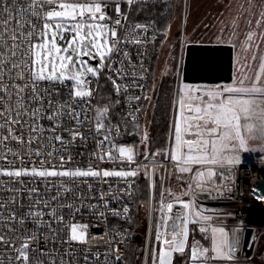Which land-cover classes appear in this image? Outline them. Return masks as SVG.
I'll return each mask as SVG.
<instances>
[{
	"label": "snow or ice",
	"instance_id": "6c2138e0",
	"mask_svg": "<svg viewBox=\"0 0 264 264\" xmlns=\"http://www.w3.org/2000/svg\"><path fill=\"white\" fill-rule=\"evenodd\" d=\"M115 3L114 11L117 19L113 22L108 15V0H30L26 7L17 6L16 15L13 16V7L8 0H0V160L7 161L9 154L20 160L21 166L17 167L13 162L8 161V168H0V176L9 177L23 185L22 177L39 178L48 180L53 177H68L72 179L87 177H134L136 171H97L88 166L87 170L80 168L65 169V164L71 161L68 156L67 161L64 156H60V169L56 165L47 164L41 160L38 165L31 164V156L42 157L45 155L40 148H33L32 145L39 143L41 148H47L50 144H45V140L59 142L64 145V152L67 155V141L62 135L56 134L61 128L60 118L67 116L71 118L78 126L86 120H81L82 113L87 109L76 111L73 104L79 106V102H88L96 92V86L101 73L107 69L113 75H108L107 79L111 82L113 90L117 96L122 91H127L129 87L139 86L132 82L130 85L118 83V79H123L126 72L123 68H115L112 61L113 54H119L127 60H131L129 53L123 51L122 44L134 42L140 44L139 39L130 40L135 30L147 31L146 25L135 24L130 26L123 40L119 38L118 29L122 27V20H127V16L122 14L119 0H113ZM128 5L137 3V0H126ZM249 12L254 9V0H247ZM244 5H241V9ZM5 15L7 19H5ZM36 19V23L32 22ZM13 22L15 26L13 27ZM233 28L237 27V21L234 19ZM247 24L253 27L252 31L246 33L243 44V50L247 52L255 45L259 49V43L264 42V30L257 33L256 29L264 26V10H261L252 25L251 18ZM96 66H92L90 61H96ZM257 60V52L252 53V61ZM15 61V62H14ZM120 63H123L120 61ZM244 71L240 73L237 80L229 85H221L215 88L201 90L193 88L190 85H184V94H177L174 106L177 109V119L173 125L174 128V147L171 152V159L177 161L178 169L181 173L192 171V165H216L234 164L239 162L238 156L234 155L238 150H248L249 139H264V54L259 55V64L257 70L252 75H248L251 64L247 63V57L242 65ZM136 73L133 72V76ZM7 77L8 83H5ZM94 78V79H90ZM15 81V82H13ZM22 82V83H21ZM42 82L50 85L68 86V94L71 103H63L53 99V95L59 96L58 91L50 87H41ZM198 93V95H193ZM129 99H132L130 97ZM139 101L140 96L134 97ZM148 99V97H144ZM117 99L115 104L118 105ZM114 104L107 103L103 107L95 108V130L97 134L106 133L99 140L98 147L103 153L99 158L105 156L109 160L117 158H126L133 160L134 151L132 148L117 146L111 136L113 130L119 132V124H111V109ZM137 112L140 109H136ZM50 113V114H49ZM41 119L53 122L50 129H44L40 123ZM259 121V123H256ZM27 132L28 138L18 134ZM193 129H195L193 131ZM45 131L53 133L52 137H45L42 134ZM6 133V134H5ZM71 140L75 141L78 137L83 139V134L75 130H70ZM187 136H193L194 139H187ZM144 139H147L145 133ZM13 141L18 146L23 147V154L19 150L13 151L8 147L7 142ZM110 143L111 148L105 150V144ZM113 149L118 156L113 155ZM58 149L53 147V151L47 153L55 157ZM93 156L96 154L93 153ZM215 173L211 170L208 175ZM203 172L198 173L202 177ZM26 191H29L26 185H23ZM200 185L198 184L197 187ZM62 191L57 196H52L50 200L45 201L37 198L29 207L24 216L18 217L17 213L12 211L8 216H4L3 210L7 204L18 203L19 189L5 203L0 200V220L14 221L23 225L28 218H31L39 227L43 223L42 218L45 212L39 205L48 207L51 201L62 197L64 193L72 191L65 184L59 186ZM0 188L6 191L8 189L3 182H0ZM229 191L231 189H228ZM38 196L36 189L29 191V197L33 194ZM163 195V194H162ZM103 199V194H101ZM63 207L74 208L72 204L63 205ZM95 207V206H94ZM185 209H190L189 203H184ZM169 212L173 204L167 205ZM79 209H76L78 211ZM128 212V208H124ZM113 215H119L113 212ZM47 215L54 219L63 221V216L56 217V210L51 209ZM194 216L189 220L188 216ZM103 216V213H101ZM171 219V217H169ZM176 220L181 217L177 216ZM200 219L205 221L210 217L202 216L200 211L194 213H185L183 223L172 225V234L167 232L161 241L160 225H157L156 240L161 241L162 246L159 251L153 250V264H172L173 253L185 252L189 224L199 223ZM166 223V222H165ZM86 225H71L70 239L72 241L84 242V233ZM78 229L81 231L78 233ZM10 232L15 231L14 225L9 227ZM201 232L207 231L201 228ZM221 234V239L217 241L215 233ZM212 248L215 253L213 259H233L232 253L236 250V242L229 241L224 237L227 233L223 228L212 229ZM24 242L19 249H16L18 255L16 260L21 264H29L28 250L29 241L36 239L35 235H25L21 238ZM255 237H253V241ZM0 244H8L4 236L0 235ZM227 248L225 252L224 249ZM209 252L207 248H201L198 245L191 247L190 260L192 264H197L201 258H207ZM119 259V257H117ZM35 264V261H33Z\"/></svg>",
	"mask_w": 264,
	"mask_h": 264
},
{
	"label": "built area",
	"instance_id": "2783aa9c",
	"mask_svg": "<svg viewBox=\"0 0 264 264\" xmlns=\"http://www.w3.org/2000/svg\"><path fill=\"white\" fill-rule=\"evenodd\" d=\"M150 1L137 0L136 4L128 5L126 0H119L121 12L127 16V20H122L123 26L118 29L121 40L124 39L132 25L143 24L148 27L147 31L135 30L130 37V40L133 41L139 39L140 44L129 42L120 45L123 51L129 53L130 61L115 53L112 61H109L110 64L116 61L114 67L123 68L126 72L123 79L117 80L118 83L130 85L135 81L139 85L129 87L127 91H122L119 96L115 93V100H120L117 105L120 118L129 123L144 121V123H148L147 125H149L150 116L148 109H146L144 97H147L148 92L150 55L155 40V28L148 21H134L131 14L134 6ZM8 2L12 5L13 16H15V8L17 6L26 7L30 0H8ZM108 2V15L114 22L117 19L114 11L115 3L113 1ZM4 18L7 19V16L5 15ZM32 22L36 23V19L32 18ZM14 26L15 22H13ZM96 64L94 65L96 66ZM133 72L136 73L135 76H133ZM110 74L116 78L107 69L101 73L98 84L95 85L97 90L88 102H79L78 107L76 104L72 105L76 111L87 109L81 115V120L87 116V120L82 125L78 126L67 116L60 118L61 128L57 130L56 134L62 135L64 140L68 142L67 155L64 152V145L45 140L44 143L51 146L41 148L39 143L32 145L33 148H40L45 155L42 157L31 156L29 166L31 164L38 165L43 160L46 165L54 164L59 170V157L64 156L67 161L68 156H71L72 159L65 164V169L80 168L87 170L88 166L91 165L94 170L101 172L103 170L136 171L137 175L134 177L76 179L53 177L48 180L22 177L23 185H26L29 191L36 189L38 193V196L34 193L31 199L29 191H26L22 184L9 177L0 176V182H3L8 189H12V191H6L4 188H0V200L7 203L9 198L15 194V190L19 189V202L16 204L8 203L7 208L3 210L4 216H8L12 211L16 212L18 217L24 216L37 198L48 201L52 196H57L62 191L59 187L61 183L72 190L64 193L55 201H51L47 208L42 204L37 206L46 213L42 218L43 223L39 227L31 218H28L23 225L14 221L0 220V235H3L5 241L8 242V244H0V264H21V261L16 260L18 255L16 249L21 247L24 242L21 238L25 235L36 236V239L29 241V264H33V261L35 264H153V250L159 251L165 232L170 236L173 231V223L182 224L185 213H194L195 211H200L202 216H208L210 219L207 221L200 219L199 223L189 224L185 252L183 254L173 253V264H192L190 255L193 245L209 249L206 254L207 258H201L197 264H248L257 255L264 237V200L253 196L258 180L264 179V158L243 155L238 157V163L224 164L223 166L220 164L192 165V171L187 173H181L177 161L171 159V152L174 147L173 125L177 119L174 101L177 94H184V85L207 90L205 86L219 84L181 82L178 89L177 83L172 100L165 150L161 158L149 156L148 136L146 140L143 138L145 148L142 146L139 149L134 144H128L121 140V129L119 128L118 133L113 130L111 140L117 146L132 148L134 151L133 160L128 161L126 158L109 160L106 156L104 159L99 158L103 153L98 147V143L106 133L97 134L94 117L95 108L99 106L98 94L101 82ZM8 82L6 77L5 83ZM70 84L71 82H68V86ZM68 86L41 83V87H50L60 93L58 97L53 95V99L60 103L65 101L71 103ZM193 95H198V93H193ZM136 96H140L141 99L135 100L134 97ZM130 97L132 99H129ZM136 109H140V111L137 112ZM40 123L44 129H50L53 126V122L46 119H41ZM111 124L116 125L112 119ZM70 130L82 133L83 139L78 137L72 141ZM17 132L23 135L25 139L28 138L27 132H21L19 129ZM42 135L50 138L53 133L45 131ZM186 138L194 139L193 136ZM7 144L13 151L19 150L23 154L22 146H18L13 141H9ZM53 147L58 149L55 157L47 155L53 151ZM104 147L107 151L111 148V144L106 143ZM93 153L96 155L93 156ZM113 155L118 156L114 149ZM8 161L13 162L17 167L21 166L20 160L9 154L7 161L0 160V168L11 170ZM209 170L215 174L209 176ZM200 172L204 173L202 177L198 176ZM141 182L145 185L146 199L144 202L138 203ZM198 184L199 187H197ZM101 194H103V199H101ZM169 203L173 204L171 212L167 208ZM184 203H189L191 208L185 209ZM67 204H72L75 207H63ZM125 207L128 208L127 213L124 212ZM51 209L56 210L57 218L63 216L62 222L47 215ZM76 209L79 210L76 211ZM138 209V218L135 219V210L138 212ZM113 212H118L119 215H113ZM177 216L181 219L176 220ZM188 218L191 220L194 216L189 215ZM72 224L87 226L84 242L70 239ZM158 224L160 225L161 241L156 240ZM13 225L15 231L10 232L8 229ZM206 226L211 231L213 228H223L224 232L227 233L224 238L236 242V250L232 253L233 259L212 258L215 256V253L211 251L213 233L209 234L208 229L205 232L200 231ZM80 231L78 229V233ZM135 233L141 234L142 240L140 242L133 240ZM253 237H255L254 241ZM205 240L209 242L207 246L204 244ZM132 249L135 250L134 258L130 256ZM224 251L226 252L227 248Z\"/></svg>",
	"mask_w": 264,
	"mask_h": 264
},
{
	"label": "rangeland",
	"instance_id": "374dc122",
	"mask_svg": "<svg viewBox=\"0 0 264 264\" xmlns=\"http://www.w3.org/2000/svg\"><path fill=\"white\" fill-rule=\"evenodd\" d=\"M237 4L238 0H176L175 13L171 21L168 36L166 37V40L164 41L160 51L155 89H157L159 84L169 76H173L176 88L179 77L183 71L186 45L190 42H218L235 44L236 52L234 64V81L237 80L240 76V73L244 71L242 65L245 62V57H247V63L251 64V69L247 74L251 76L253 71L257 70L259 64V55L264 54V42L257 41L259 43L258 50L256 49L255 45H253L247 52L243 50L246 33L248 31H252L253 27L247 26V19H244L242 22H240L238 18L239 13L237 10L240 9L239 7H241V4L239 7ZM203 7H205V10H207L205 17H203L201 20L199 19L196 23L192 22L190 26V14L192 13V15L196 16V14L202 10ZM262 10H264V6L262 7ZM234 19L238 24V26L235 28H233L232 24ZM253 24L255 23L252 22V25ZM192 26L193 30L190 29ZM244 28L245 30L243 31ZM260 29V31L264 30V26H262ZM254 51L257 52V60L255 62L252 61V53ZM91 64L92 66H95L93 63ZM231 83L212 86L207 85L205 88L211 89L221 85L226 86ZM261 108H264V105H261ZM256 123H259V121H256ZM147 124L148 123H145L144 126ZM135 146L141 149L143 146V139L141 144H137ZM143 147L145 148V146ZM247 147L248 150H238L236 153H234V155L238 157L250 155L257 158H264V139H249ZM206 229L209 230V227L206 226ZM211 233L212 231L209 230V234ZM215 236L217 241L221 239V234L219 232L215 233ZM262 259H264L263 240L261 241L255 261L250 262L249 264H258Z\"/></svg>",
	"mask_w": 264,
	"mask_h": 264
},
{
	"label": "trees",
	"instance_id": "16d2710c",
	"mask_svg": "<svg viewBox=\"0 0 264 264\" xmlns=\"http://www.w3.org/2000/svg\"><path fill=\"white\" fill-rule=\"evenodd\" d=\"M175 2L176 0H151L148 3L137 4L132 9L131 18L134 21H148L152 23L155 28V40L152 45L150 55V73L147 92L148 99L145 101L146 109H148L150 116L149 125L144 126V121L139 123H129L120 118L117 112V105L115 104V92L111 82L107 78L102 80L98 94V104L100 107H103L104 104L110 102L115 105V107L111 109V119L116 125L119 124L120 126L121 140L128 144L139 145L141 144V141L145 137L146 133L148 136L149 156H154L157 158H161L165 150L175 84L173 76H169L159 84L157 89H155L157 82L156 74L160 58V51L164 41L166 40V37L168 36L171 21L175 13ZM240 4L244 5L243 9L239 7ZM237 5L240 8L237 10L239 13L238 18L240 22H242L244 19H247L248 21V19L251 18L252 22L255 23L257 15L264 6V0H254V9L252 13L249 12L247 0H238ZM206 14L207 10H205V7H203V9L200 10L196 16L192 15L191 13L189 16V25L191 26L192 22L196 23L199 19L201 20ZM254 25L255 24H253V26ZM193 26L190 27L191 30H193ZM247 26L249 25L247 24ZM256 30L259 32L261 29ZM139 188L140 193L138 195L137 202L142 203L146 199L145 185L143 182L140 183ZM138 214L139 209L138 212L135 210V219L138 218ZM262 240L264 244V237ZM204 244L207 246L209 244L208 240H205ZM134 253L135 250L132 249L130 256L133 258ZM255 258L256 256L251 259L249 263L254 262ZM258 264H264V259L260 260Z\"/></svg>",
	"mask_w": 264,
	"mask_h": 264
},
{
	"label": "water",
	"instance_id": "95a60500",
	"mask_svg": "<svg viewBox=\"0 0 264 264\" xmlns=\"http://www.w3.org/2000/svg\"><path fill=\"white\" fill-rule=\"evenodd\" d=\"M236 46L232 43H197L186 45L181 82L220 84L234 81ZM96 64V61H91ZM253 196L264 200V179H260L254 188ZM135 242H140L142 236L135 233Z\"/></svg>",
	"mask_w": 264,
	"mask_h": 264
}]
</instances>
